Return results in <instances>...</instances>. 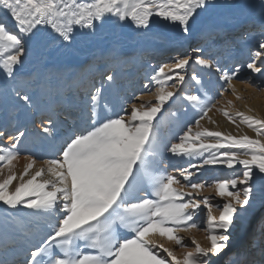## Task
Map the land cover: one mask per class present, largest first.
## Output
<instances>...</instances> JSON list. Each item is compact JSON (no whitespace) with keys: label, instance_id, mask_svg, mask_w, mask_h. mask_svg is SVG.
Instances as JSON below:
<instances>
[{"label":"snow or ice","instance_id":"obj_1","mask_svg":"<svg viewBox=\"0 0 264 264\" xmlns=\"http://www.w3.org/2000/svg\"><path fill=\"white\" fill-rule=\"evenodd\" d=\"M210 6L209 0H0V72L17 80L18 69L29 52L40 53L45 59L56 48L68 49L65 42L73 41L77 26L94 35L112 19L145 34L156 23L171 24L182 33L191 34L197 17ZM260 8L262 38L246 65L256 73L262 72L257 61L264 64V0H260ZM5 18L13 21L11 29ZM152 38L159 39L160 34L153 33ZM193 63L216 74L225 90L236 94L232 81L240 67L228 68L219 60L205 59L202 49L197 48L194 61L193 56L184 55L159 66L150 78L155 84V103L136 97L141 103H132L130 114L109 109L110 114L100 116L97 108L102 87L93 85L94 91L89 93L91 123L69 135L59 156L45 161L34 172L30 171L36 165L32 156L26 157L28 163L19 175L12 170L19 157L17 143L24 137L23 131L9 137L16 143L0 145V176L7 169L5 178L0 179V203L6 206L5 213L9 209L19 211L22 206L46 214L51 221L47 225L49 231L31 245L23 264H234L238 257L241 264H255L247 252L230 251L229 243L238 209H246L257 199L264 202V119L217 109L219 101L212 103L201 88L186 93L187 82L203 83L197 71L188 74ZM113 79L111 74L106 76L109 82ZM53 86L48 81L41 87ZM145 89L151 91L148 85ZM12 92L23 105L35 106L29 92L21 94L16 88ZM178 95L200 111L194 135L189 125L178 142L167 147L174 156L190 158L189 168L179 169L186 182L183 185L177 174L160 167L154 122L162 108ZM104 108H108L107 104ZM213 109L222 111L233 124L234 115L240 118L256 136L202 128L201 120H210ZM52 131L49 116L42 132ZM5 135L6 131L0 132V137ZM196 157L201 162L192 164L191 158ZM211 165L232 170L229 178L217 179L208 186L214 197L221 198L217 203L209 195H202L204 182L192 180L200 169ZM14 181L17 183L13 187ZM185 187L190 190L185 191ZM204 211L206 217L198 224V214ZM8 219L6 215L5 221ZM15 223L23 226L25 221L16 218ZM201 227L207 245L193 237L194 248L185 251L181 258L154 238L164 237L186 247L180 232ZM121 229L127 232L122 233ZM0 264L8 262L0 259Z\"/></svg>","mask_w":264,"mask_h":264},{"label":"rangeland","instance_id":"obj_2","mask_svg":"<svg viewBox=\"0 0 264 264\" xmlns=\"http://www.w3.org/2000/svg\"><path fill=\"white\" fill-rule=\"evenodd\" d=\"M209 3L211 6L197 17V23L192 29L191 34H184L179 28L165 23L154 24L151 32L145 34L144 32L137 31L130 24L117 22L115 19H112L98 28L94 35L89 34V30L80 29L77 26L73 41L65 42L68 45V49L62 50L56 48L45 59L41 58L40 53L35 51L29 52L24 58L23 66L18 69V79H6L11 91L13 88H16L21 91V94L29 92L33 95L35 106L28 107V112L32 115L33 123L25 118V112H20L18 116L13 117L22 103L17 101L16 98L9 97L5 91L3 93V90H0V97L4 98V102L0 99V132L7 130L6 135H15L18 131L26 129L28 132L27 137H31L35 132L40 131L42 125L45 124V120L41 122L39 115H41L42 119L45 118L43 101L47 94L51 95L57 108H61L58 111L60 114L66 111L68 115V111H73V114L69 113L70 117H66V125H69L67 126L68 128L78 119L79 115L83 116L82 125L71 129L73 133L87 128L91 123L89 119L90 102L89 96L82 97L83 90L86 88L84 84L91 79V89L94 91L93 85L96 86L98 84L100 73L105 76L100 82L101 86H99L102 87V99L97 108L100 116L110 114L109 109L120 111L121 114H130L131 104L137 103L139 105L141 103L136 97H142L143 101L155 103V98L152 94L155 84L150 78L154 74V71L162 65V61H167L168 64L174 62L175 58L167 60L166 57L169 55L166 54L176 51L178 47L181 49L178 52V56H193L194 61L195 50L201 46H198L197 43H203L205 40L206 46L204 45L201 48L203 58L219 60L222 66L228 68L240 67L237 77L232 81L236 88V94L234 95L231 90H225L226 86L223 81L218 79L216 74L209 73L201 66L195 65V63L188 67L187 72L190 75L193 70L197 71L203 77V83L187 82L185 84V92L201 88L202 91L207 92L208 96L212 98V103L219 101L217 109L224 108L233 114L234 109H237L240 103H251L256 98L264 100V64L257 61L256 66L262 69L261 73L253 72L246 66L247 63L251 62V54L257 50V44L262 38L261 36L249 38L246 37L245 33V30L251 26L260 27V0H209ZM5 22L9 28L13 27L11 19L5 18ZM231 28L235 29L233 35H229ZM153 33H159L160 38L153 39ZM149 51H154L153 53L155 54L160 52V54H153L151 58L148 56ZM136 54L137 56L135 57ZM63 61L69 64V70L65 73L61 66H57L58 63H63ZM46 71L47 74L51 73V75L45 77L47 75ZM67 73H69L68 76H66ZM109 74L114 76L111 82L106 80V76ZM34 76L36 77L35 79H33ZM45 81H51L54 86L51 89L41 87L46 83ZM73 81H75V88L72 89L74 92L71 94V90L69 91L70 88L67 85ZM145 85H148L151 91L145 89ZM237 95L241 98L237 99ZM5 101H7L6 105ZM227 101H232V104H227ZM105 104L108 106L107 109L104 108ZM82 105H84V111ZM122 109L123 111H121ZM217 109L209 112V117L213 113L218 117L228 120L223 115V112ZM242 113L264 119V116L259 117L258 115L244 111ZM199 116V109H194L178 95L173 97L162 108L161 113L158 114L154 122L157 125V132L165 133L169 142L175 143L178 142V137L187 130L189 125L193 127L194 135L196 129L195 121L199 119ZM233 118L236 120L234 125H245L246 128L243 131V135L256 136L255 131L242 123L240 118L235 115ZM200 123L202 128H206L202 120ZM9 143L16 142L9 140L1 143L0 141V145H8ZM20 143H17L18 148L21 145ZM18 152L19 157L14 161L12 169L15 172L16 167L22 159L28 156L34 157L35 160L37 159L36 154L38 150L36 149H22ZM59 154L60 150L57 153V157ZM160 156L161 169L166 170L167 173L177 174L178 179L181 180V184H186L179 174V169L189 168L190 158L187 156H174L167 149ZM200 162L199 157L191 158L192 164H199ZM236 167L237 169L239 168V166ZM217 168L220 169V172H217ZM16 173L17 175L20 174ZM5 175H7V169H5L2 176ZM231 175L232 170L227 169L226 166L211 165L200 169L192 180L197 183L204 182L206 187L202 195H209L212 202L217 203L221 198L214 197V193L210 191L208 186L212 185L217 179L229 178ZM177 187H180V185H177ZM189 190V187H185V191ZM5 207L0 203V248H2L1 246L12 244L16 238H21L22 230L25 231L35 226L34 218L32 217L42 213L23 209L21 206V210L9 209L6 214ZM213 211L214 214H218L216 209H213ZM6 215L9 217L7 222L5 221ZM250 215H252L251 222H249ZM205 217L206 211L199 213L196 222L198 224L201 223ZM16 218H21L25 221L23 226H18L15 223ZM250 230H252L253 235L246 236ZM180 235L185 237L186 247L178 246L174 241H169L164 237L154 238L158 244H163L165 247L170 248L178 258H181L185 251H191L194 248L191 238L194 237L202 245H207L208 243L205 238L206 233L202 227L191 229L189 232L181 231ZM231 235L232 239L229 243L230 251L247 252L250 256L251 251L254 249L253 243L257 241L256 255L253 259L257 264H264V202L257 199L246 209H238L236 219L231 228ZM242 237L244 238L243 241ZM30 247L31 245L27 244L26 250L28 251ZM27 251H25V254ZM2 255L0 256L3 257ZM227 255L228 253L224 256L225 260L227 259ZM17 258V255L12 257L11 264H17ZM168 259L170 260L171 258L169 257ZM240 262L238 257L234 261V264H239Z\"/></svg>","mask_w":264,"mask_h":264},{"label":"bare ground","instance_id":"obj_3","mask_svg":"<svg viewBox=\"0 0 264 264\" xmlns=\"http://www.w3.org/2000/svg\"><path fill=\"white\" fill-rule=\"evenodd\" d=\"M260 26V24H259ZM11 29V27H10ZM234 28L230 29V34H234ZM261 29L260 27H254L251 26L250 28L245 30L246 33V37L252 38V37H257V36H261L260 35ZM206 40L202 43H197L198 46H200V48L204 47V45L206 46ZM187 47V45H186ZM175 50V49H174ZM181 49H179L178 47L176 48V51L170 52L166 55H169L168 57H166L167 60H169V58H176L178 56V52ZM154 51H149L148 52V56L149 57H153L154 55H159V53H153ZM163 55V54H162ZM137 56V54L135 55V57ZM180 56V55H179ZM169 62V61H168ZM162 65L164 64H168L167 61H162L161 62ZM44 65V64H43ZM57 66H61L62 69L65 72H68L69 70V64L64 62L63 63H58ZM43 67V66H42ZM61 69V70H62ZM47 74V71H46ZM69 73H67L66 76H68ZM51 73H48L45 77L50 76ZM105 76L100 73V78L98 81V84L95 87H99L100 82L102 80V78H104ZM7 79L4 76V74L2 72H0V90H3V93L5 91V93H7V95L11 98H15L13 92L9 89L8 83H7ZM46 82V81H45ZM151 82V81H150ZM149 83V82H148ZM150 84V83H149ZM86 85V88H84L83 90V96H89V92L92 91L91 87H92V80H88L86 82V84H84V86ZM69 89V91L71 90V94L74 92L75 88V81H73L72 83H70L69 85H67ZM71 86V87H70ZM76 91V90H75ZM1 95V94H0ZM1 101H3L2 96L0 97ZM0 101V103H1ZM4 102V101H3ZM2 102V104H3ZM5 101V105H6ZM43 106H44V119H42L41 115L40 116V120L41 122H43L45 120V124L48 122V117L50 116L52 121H53V131L51 134H45L42 132V127L40 131L35 132L31 137H27V130L25 129L23 132L25 133L24 137H22L19 141V143L21 144L19 146V148L17 149V151H20L22 149H36L38 150L37 154H36V165L34 167V169L30 170L31 172H34L36 169L40 168L45 161L49 160V159H53V158H57V153L58 151L61 149V145L63 144L64 140L67 139V137L69 135H71L73 133V131H71L72 128H78L82 125V121H83V116L79 115L78 119L76 121H74V123L71 125L70 128H68L66 125V117H70L69 113L73 114V111L70 110L68 111V115L67 112L65 111V113L60 114V112H58L59 110H61V108H57V105L55 104V101L51 98V95L47 94L46 98L43 101ZM82 109L84 111V105H82ZM246 112V113H250V114H255L258 115L259 117H263L264 116V100L263 99H254L251 101V103H240L238 104L237 109H234V113L235 112ZM20 112H25V118L29 119L31 121V123H33V119H32V115L28 112V107L21 104L18 111L13 115V117L18 116ZM12 117V118H13ZM210 120L208 118L203 119L202 122L205 124V127L208 128L211 131H220L223 132L225 134H232V135H243V131L245 130V125L241 124V125H234L231 122H229L228 120L224 119L223 117H218L216 114L211 113L210 114ZM17 120V119H16ZM214 121V123H213ZM7 132V130H6ZM17 133L15 135H5L3 137H1L0 141L1 143H5L7 141H9V137L12 136H16ZM158 143H159V157L158 159L161 158V154L165 152V150L167 149V147L170 146V142L169 140L166 138L165 133H160V131H158ZM11 144V143H9ZM28 163V160L26 158L22 159L21 162H19L18 166L16 167V172L20 173L23 168L24 165ZM220 169L217 168V172ZM6 176V175H5ZM5 176H0V179L5 178ZM45 179L48 178L47 174H45L44 176ZM25 179H27V177H25ZM16 181L13 182V187L15 186ZM34 218V224L35 226L33 228H29L27 230H22L23 233L21 234V238L19 239H15L13 241L12 244H7L8 246H1L2 248H0V255L3 254L0 259L5 260L8 262V264H11V259L12 257H15L16 255L18 256V258L16 259V261L18 262L17 264H23V261L25 259V251H27V244L28 245H32L37 243L40 238L42 236L45 235L46 232L49 231L47 225L48 223H50V218L44 214H37ZM249 222H251L252 220V215H250L249 217ZM33 224V225H34ZM122 233H126L127 230L126 229H121L120 230ZM252 230H250L246 236H252ZM156 238V237H155ZM157 239V238H156ZM244 240V238L242 237V241ZM18 245V246H17ZM257 241H254L253 243V251H251V255L250 258L255 262V260L253 259L256 255V250H257ZM264 246V245H263ZM264 248V247H263ZM2 249H4V251H2ZM8 251H10V253H8ZM14 255V256H12ZM238 264V263H235ZM241 264V262L239 263ZM257 264V262L255 263Z\"/></svg>","mask_w":264,"mask_h":264}]
</instances>
